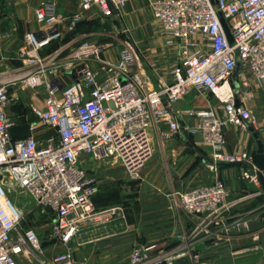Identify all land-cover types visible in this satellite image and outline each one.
<instances>
[{"label":"built area","instance_id":"obj_1","mask_svg":"<svg viewBox=\"0 0 264 264\" xmlns=\"http://www.w3.org/2000/svg\"><path fill=\"white\" fill-rule=\"evenodd\" d=\"M130 1L134 0H79V10L96 7L110 18ZM149 8L165 47L177 55L170 82L157 88L150 86L136 45L129 39L118 40L115 61L104 54L110 42L89 39L68 52L62 45L40 55L61 38L57 26L64 17L55 0H44L35 9L41 36L27 31L16 51L20 65L12 72H0V264H15L24 244L40 248L33 229L25 230L16 242L12 239L20 214L7 197L9 185L32 198L40 213L49 212L50 236L69 243L79 232L112 219L111 210L99 209L93 202L97 179L87 173L85 160H116L135 177L152 153L151 131L165 123L171 136L177 134L178 116L195 118L188 131L209 147L208 170L216 173L223 163L246 164L243 179L260 188V171L249 154L224 151V129L255 126L257 114L244 103L252 81L264 88V0H149ZM80 18L81 13L73 16L70 29ZM241 74L245 77L236 79ZM29 87H44L43 102L42 107L32 105L33 120L22 122L6 111L18 99L12 90ZM193 91L211 95L221 115L208 104L176 107ZM19 124L28 125L29 138L11 137L9 129ZM228 193V186L216 178L172 191L169 197L185 215L196 218L191 232L195 238L210 236L224 225L236 204ZM154 249L137 245L129 264L173 263L169 256L154 254ZM40 263L88 264L68 251Z\"/></svg>","mask_w":264,"mask_h":264},{"label":"crops","instance_id":"obj_2","mask_svg":"<svg viewBox=\"0 0 264 264\" xmlns=\"http://www.w3.org/2000/svg\"><path fill=\"white\" fill-rule=\"evenodd\" d=\"M42 1L0 0V65L10 64L12 60L17 63L16 51L27 31L41 36L42 26L36 22L35 9ZM55 2L56 10L64 17L57 26L62 42H59L56 49L63 45L68 52L86 39L107 41L113 47L115 44L108 41L106 35L112 33L107 31L111 23L115 31L124 34L119 40L129 39L135 43L150 86L157 88L162 83L170 82V70L177 55L165 47L159 25L152 17L149 0L130 1L110 18L102 16L96 7L80 12L79 0ZM77 13H81V18L70 29L72 18ZM104 54L110 60H116V50L109 48ZM91 66L96 68L94 64ZM244 77L241 74L236 79ZM248 90L250 97L244 104L257 114L254 130L264 150V88H259L252 81ZM194 95L198 94L193 91L176 107H205L208 104L221 115L222 110L211 95H198L205 99L203 106L195 103ZM42 102V99L30 101L38 107H42ZM181 119L187 130L196 121L194 117ZM167 129L168 126L163 123L151 131L155 147L150 157L137 169L135 177L123 172L121 167L94 160L97 163L90 167L93 170L90 173L97 179L98 190L94 202L98 208L105 206L102 196L106 189L112 188L115 182L130 179L136 181L138 186L136 213H133V219L137 221H130L124 229L115 231L111 219L105 225L79 232L78 237L83 238L80 243L86 245V248L77 253L76 259H82L88 264H129L130 255L137 245H154L153 253L169 256L173 260L172 264H264V171L259 173L260 188L243 179L242 171L246 164L223 163L213 173L206 168L210 149L201 143L197 133L189 131L188 139L185 140L179 130L171 136ZM224 139V151L228 153L245 152L250 156L256 149L251 132L238 126H227ZM90 161L84 162L87 173ZM216 178L228 186V199L236 200V204L227 212L222 227L210 236L197 235L193 238L191 232L196 218L179 210L168 193L209 184ZM207 240L211 241L207 243ZM200 244H204V247L196 250Z\"/></svg>","mask_w":264,"mask_h":264},{"label":"rangeland","instance_id":"obj_3","mask_svg":"<svg viewBox=\"0 0 264 264\" xmlns=\"http://www.w3.org/2000/svg\"><path fill=\"white\" fill-rule=\"evenodd\" d=\"M136 1V0H134ZM116 17L114 18V20ZM107 24V23H106ZM109 23L107 31L112 33L106 34L108 41H112L115 45L110 48L116 50L119 38L124 37L122 32L115 31L113 25ZM112 36V37H111ZM56 43L62 42L61 38L56 40ZM50 53L49 50H43L40 55H46ZM20 65V61L12 60L10 64L0 65V72H12V70ZM44 87L28 88L25 90L13 89L12 94L18 97L17 102L7 109L6 113L9 116L16 117L19 121L29 122L34 118L31 112L32 103L31 100H41L43 98ZM26 95L27 97L25 98ZM194 100L197 105L203 106L205 104V99L201 96L194 95ZM29 99V100H28ZM182 109V108H181ZM167 132L169 130L167 129ZM152 141V151L155 147V141H153V136H151ZM99 162V161H98ZM105 164L113 165L116 168L121 167L123 172L127 173L122 166V164L116 160L104 161ZM94 160L89 162L87 169L89 173H93L90 168L95 165ZM128 174V173H127ZM112 188L106 189L104 195L102 196L105 206L102 210H111L112 222L114 223L112 227L114 230H121L129 224L130 221L136 222L134 220L133 213H136V201L135 196L137 194V183L136 181L120 180L111 185ZM7 197L9 200L16 205L20 214V222L17 225L16 231L13 233V241L16 242L17 238L27 229H33L35 234H37L39 249L32 248L31 246L24 244L22 247V252L15 256V264H41V261H46L48 258L55 253H62L65 251L70 252V254L76 259L78 252H83L86 245H82L80 242L83 239L79 238L78 235L72 241L65 246L60 243L57 239L50 236L49 230L51 228V214L49 212L40 213L34 204L32 198L27 194L22 193L19 189H15L11 185L8 186ZM171 193V192H169ZM168 193V194H169ZM101 207V206H100ZM81 244V245H79ZM69 249V250H68Z\"/></svg>","mask_w":264,"mask_h":264},{"label":"water","instance_id":"obj_4","mask_svg":"<svg viewBox=\"0 0 264 264\" xmlns=\"http://www.w3.org/2000/svg\"><path fill=\"white\" fill-rule=\"evenodd\" d=\"M117 13V11H114V14ZM219 17H220V21L222 22L223 26H224V30L226 35H228V39L229 41H231V36L228 34V30L226 27V23L225 20H223L221 18V15L219 13ZM177 124L179 126V132L182 135V137L187 140L188 139V135H189V131L185 128L183 121L181 119V117H177ZM11 137L12 138H29V136L31 135V132L28 128L27 124H19L16 125L12 128L9 129ZM249 131L251 132L253 138H255V142H256V149L253 150V152H251L250 155V159H251V163L260 171H264V150H263V144L260 140V138H258V134L257 132L254 130V128H249ZM189 144V143H188ZM261 178V175H260ZM211 240H207V243L210 242ZM204 247V244H200L196 250L198 249H202ZM164 264V263H163Z\"/></svg>","mask_w":264,"mask_h":264},{"label":"trees","instance_id":"obj_5","mask_svg":"<svg viewBox=\"0 0 264 264\" xmlns=\"http://www.w3.org/2000/svg\"><path fill=\"white\" fill-rule=\"evenodd\" d=\"M57 42V41H56ZM56 42H53V43H51L50 45H48L47 47H45V48H43L42 49V51L43 50H49V52H51V51H53V50H55L56 49V47L59 45V43H56ZM42 51H41V53H42ZM34 119V118H33ZM32 119V120H33ZM22 122H24V121H22ZM93 202H94V197H93ZM95 205H96V202H95ZM96 207L98 208V206L96 205ZM100 209V208H99Z\"/></svg>","mask_w":264,"mask_h":264}]
</instances>
